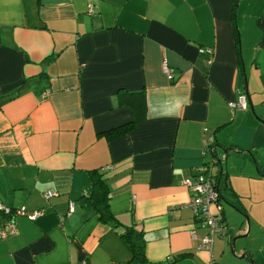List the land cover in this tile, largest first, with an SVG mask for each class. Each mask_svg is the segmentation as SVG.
<instances>
[{"label": "crops", "instance_id": "crops-1", "mask_svg": "<svg viewBox=\"0 0 264 264\" xmlns=\"http://www.w3.org/2000/svg\"><path fill=\"white\" fill-rule=\"evenodd\" d=\"M0 98V203L45 212L0 214V264H139L128 229L140 264H264V0H0ZM213 162L206 251L183 181ZM99 173L119 228L83 204Z\"/></svg>", "mask_w": 264, "mask_h": 264}, {"label": "built area", "instance_id": "built-area-1", "mask_svg": "<svg viewBox=\"0 0 264 264\" xmlns=\"http://www.w3.org/2000/svg\"><path fill=\"white\" fill-rule=\"evenodd\" d=\"M207 53H212L211 50H206ZM163 70L169 80L174 78V69H172L168 62L164 61ZM44 98V97H43ZM233 110H247L248 109V97L247 95H241L239 100L230 104ZM205 149L203 150V156L210 152V144L205 139ZM213 152V150L211 151ZM213 163H206L197 168L196 174L183 181V186L192 192L191 201L189 207L193 210L196 218L203 222V224L209 229L207 236L203 238L200 243L199 249L212 251L214 238L217 234L225 237L228 233V226L224 219V208L221 203V192L219 191V185L217 183V176L213 172ZM54 196L53 192L48 191L45 197L51 198ZM0 214H6L7 216H22L35 221L42 217L45 212L42 210L28 211L26 207H21L17 210L4 207L0 203ZM15 234L14 227H10L8 230L0 229V240H4ZM195 238V234L192 233Z\"/></svg>", "mask_w": 264, "mask_h": 264}, {"label": "trees", "instance_id": "trees-1", "mask_svg": "<svg viewBox=\"0 0 264 264\" xmlns=\"http://www.w3.org/2000/svg\"><path fill=\"white\" fill-rule=\"evenodd\" d=\"M53 60L54 58H51V59H48L47 62H51ZM130 95L133 96L135 94H130ZM2 99L3 98H0V102ZM133 129H134V125L133 123L130 122L118 128H115L113 130H110L109 132H106V135L108 138L118 137V136H122L130 132ZM220 179L221 177L217 178V183L219 185V191H220ZM221 198H222V195H221ZM83 204L85 207L91 208L97 211L100 217V220L103 223L113 226L114 228H119L120 225L118 221L116 220V218L113 216V214L110 211L108 186L105 180L103 179L102 174L99 173L97 176H94L93 196L85 199ZM236 208L238 211L240 210L241 212V209H240L242 208L241 205L238 204ZM122 237L130 245L131 249L133 250L134 260L138 261L139 264L146 263V253H145L146 241L144 239L143 233L140 231H137L136 229H128L126 230V232L122 233Z\"/></svg>", "mask_w": 264, "mask_h": 264}, {"label": "rangeland", "instance_id": "rangeland-1", "mask_svg": "<svg viewBox=\"0 0 264 264\" xmlns=\"http://www.w3.org/2000/svg\"><path fill=\"white\" fill-rule=\"evenodd\" d=\"M224 206L225 208H227V210L230 212H235V214H237V210L233 207V205L231 204V202H224ZM228 217L230 218V215H228ZM246 218V217H245ZM242 240H248V239H242Z\"/></svg>", "mask_w": 264, "mask_h": 264}, {"label": "water", "instance_id": "water-1", "mask_svg": "<svg viewBox=\"0 0 264 264\" xmlns=\"http://www.w3.org/2000/svg\"><path fill=\"white\" fill-rule=\"evenodd\" d=\"M252 108V107H251ZM253 110V109H252ZM214 156H215V159H216V155H215V153L213 154ZM218 163H220V160H218ZM246 217V216H245ZM246 219H247V222H248V225L250 226V221H249V218L248 217H246ZM237 239L235 238L234 239V242L236 241Z\"/></svg>", "mask_w": 264, "mask_h": 264}]
</instances>
